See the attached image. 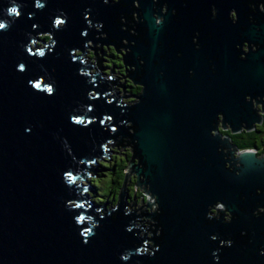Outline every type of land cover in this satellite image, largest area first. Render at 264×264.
I'll return each mask as SVG.
<instances>
[{
	"label": "water",
	"instance_id": "water-1",
	"mask_svg": "<svg viewBox=\"0 0 264 264\" xmlns=\"http://www.w3.org/2000/svg\"><path fill=\"white\" fill-rule=\"evenodd\" d=\"M260 2L0 0V264H264V212H255L264 208V157L242 152L235 162L228 137L212 133L219 112L232 132L261 121L252 109V98L264 103ZM41 33L50 41L33 52ZM102 45L122 54L137 95L113 92L125 88L113 69L101 76ZM86 48L94 65L79 60ZM109 140L131 156L115 207L92 206L83 192L93 189L75 180L86 181L84 169L96 177L90 162L108 157ZM132 173L153 212L135 215L136 198L126 205Z\"/></svg>",
	"mask_w": 264,
	"mask_h": 264
},
{
	"label": "rangeland",
	"instance_id": "rangeland-1",
	"mask_svg": "<svg viewBox=\"0 0 264 264\" xmlns=\"http://www.w3.org/2000/svg\"><path fill=\"white\" fill-rule=\"evenodd\" d=\"M133 17L134 18H136V13L135 12H133ZM60 24H62V23H60ZM58 25V24H57ZM45 34H47V33H41V34H37V39H39L40 41H42L43 43H41L40 41H38V40H35L34 41V43L32 42V41H30V45H29V47H30V50H32L33 52H35L34 51V49H38V48H42V47H44L43 49H45L46 48V44L49 42L48 40L46 41L45 39H43V38H45ZM100 36L101 37H104L105 36V34L103 33H100ZM122 41V44H125L126 43V40L125 39H122L121 40ZM90 46L91 48H94L93 47V45H92V42L91 41H88V42H86L85 43V46ZM95 47H98V49H100V44H95ZM108 48V49H107ZM103 52H105V56H102V59L104 60L103 62H101V66H102V68L104 69V70H102V71H100V73H103L101 76L102 77H104V78H110V70L111 69H113V73H112V77H119V78H121V79H119L118 81H117V83H119V84H123L124 83V81L126 82V83H129V81L131 82V83H133L132 82V80L129 78V77H125L126 76V73H125V66L124 65H122L121 66V69H119V65H115V61H113L114 59H112V57H111V52H113L114 54H118L117 53V51L115 50V48L113 47V45H102V49H101ZM118 50H120V52H125V50H124V48H118ZM85 54L84 55H82L80 58H79V60H81L83 63L84 62H86V65H88L89 63H90V65H94V60H96V56L94 55V50H91L90 48H86L85 49ZM81 55L82 54V51L81 50H79V49H77V50H73V55ZM96 54L98 55V57L99 58H101V53H100V50H97V52H96ZM119 55H120V57L122 58V54L121 53H119ZM113 56V55H112ZM120 58V59H121ZM118 60V59H117ZM116 69H115V68ZM128 66H126V68H127ZM127 70H128V68H127ZM96 72V69H89L88 70V74L89 75H91V74H94ZM84 73H87V70L86 71H84ZM125 77V78H124ZM127 80V81H126ZM133 85L136 87V85L137 84H134L133 83ZM117 87L118 86H116V85H113V92L114 91H117V92H119L118 93V96H122L123 94L124 95H130V94H128V93H126L125 91H123V89L121 88V87H119V90H116L117 89ZM122 89V90H121ZM141 91V90H140ZM138 89H137V92L134 94V95H136L137 93H139L140 92ZM136 100V97H132V96H130V97H127V98H119V101L122 103V104H129V103H131V102H133V101H135ZM109 118L108 117H106L105 119H104V121L106 122L107 120H108ZM128 125V124H127ZM109 142L110 143H108L107 144V142H106V147H104L105 148V150H104V152L108 155V157L107 156H103V155H101V157L98 159V158H95V163L94 162H90V166H94L96 169H97V167H99L100 166V163L101 162H103V160H104V162H110V163H112V160H113V158H114V156H120L122 159H123V165H124V168H123V171L126 169V167H127V164H128V160L130 159V157H128L127 155H130L131 156V154H130V151H131V146H129V145H125L124 146V148L122 147V146H120V145H118V146H113V148L111 147L112 145H114V144H116V143H119V141H116V140H109ZM88 171H90V170H88V169H84V172H88ZM92 172V171H91ZM98 172V171H97ZM93 173V172H92ZM124 174H126V172H124ZM89 176L88 177H86V178H84L86 181H84V180H81V179H77V180H75V183H77V182H79L82 186L83 185H85V186H88V183H90V187L93 189V187H92V183H91V181H90V179H92L93 177H92V174L90 175V174H88ZM129 178H131V182H133L134 181V184H135V182H136V180H137V178H136V174L135 173H132L131 175H130V177ZM124 179H125V176H124V178H123V180H122V184H123V182H124ZM132 179H134L133 181H132ZM131 184H130V180H128V182H127V185H126V187H125V191H127L128 189H126L128 186H130ZM122 187V185L120 186V188ZM138 190L140 191V190H143V188H141L140 189V187L139 186H136V190H135V192L137 191L138 192ZM119 191H120V189H119ZM134 192V193H135ZM85 193H86V196L87 197H89L90 199H89V201L91 202V204H92V206H100L101 204H98V202L96 201V200H94L95 199V196L93 195V191H91L90 189H88L87 191H85ZM136 194V193H135ZM134 194V195H135ZM97 198V197H96ZM133 198H135V197H131V199H130V197L128 196V198H127V203H126V205H130V204H132L133 203ZM118 199V198H117ZM135 200V208H134V205H132L131 206V210H134V211H136L137 210V208H141V206H143L144 205V203L143 202H145L146 200H149V201H152V199H151V197L149 196V195H147L146 196V198L144 199V201L142 202V199H141V197L139 198L138 197V199H134ZM116 203H117V201H116ZM87 204V203H86ZM108 204V203H107ZM115 204V203H114ZM116 205V204H115ZM87 206L89 207V205L87 204ZM217 207H220V205H216ZM113 207H115L114 205H112V207L111 208H113ZM129 208H130V206H126L125 207V210H129ZM146 207L145 206H143V210L145 209ZM155 208H156V206L154 207V206H152V207H150V208H146V210L148 211V212H153L154 210H155ZM151 209V210H150ZM141 220L143 221V220H145V221H147L148 223H151V224H153L154 222H152V221H150V219H145V218H141L140 219V222H141ZM140 222H138V221H136V222H134V224L135 225H138V226H140ZM145 225H147V224H145ZM138 226H136V228L138 227ZM147 233V236H149L150 234H149V232H146ZM141 236L143 235V231H141L140 233H139ZM146 244H151V241H146ZM149 249H147V251H148ZM146 251V250H145Z\"/></svg>",
	"mask_w": 264,
	"mask_h": 264
},
{
	"label": "flooded vegetation",
	"instance_id": "flooded-vegetation-1",
	"mask_svg": "<svg viewBox=\"0 0 264 264\" xmlns=\"http://www.w3.org/2000/svg\"><path fill=\"white\" fill-rule=\"evenodd\" d=\"M250 6H251L252 11L256 12L254 10V4L248 3V7H250ZM211 9H212V11H211L212 17H214L216 10L213 7H211ZM258 9L260 12H262V13L264 12V9H263L261 2L258 5ZM163 10H164V8H163ZM228 17H229V20H232V23H235L236 16H235L234 9L229 10ZM248 18H250L249 22H252V19H251L252 16L249 15ZM253 24H257L256 20H253ZM255 29L258 30L257 27ZM193 41L196 43V38H193ZM195 47L198 48L199 46L195 45ZM235 47L237 49H239L238 45H235ZM256 47L259 48V45H256ZM250 49H251V51L256 50L253 43H250ZM241 50L244 53L248 52L247 42L242 43ZM113 57H115L116 59H118L121 62V59H120L121 57H120L119 53L114 54ZM240 58L246 59L243 54H240ZM117 65H119V64H117ZM122 65H123L122 63H121V65H119V69H121ZM117 78H119V77L117 76ZM127 85L128 84L124 81V87H125L124 91L130 95H134L137 92V89L139 91L141 90L140 85L137 84L135 87L132 83L131 85L129 84L130 86L129 85L128 86L134 87L135 90H129L128 91ZM116 90H119V87H117ZM114 92H117V91H114ZM256 99L260 100L259 96H257ZM261 100L264 102V96H262ZM247 101L248 102L250 101V96H245V102H247ZM255 104H256L255 99L252 98V109H255V112H256L257 116H259L261 118V121H260V123H257V122L252 123L253 128H251L249 130H246L245 123H242L241 125L243 127L240 126V130L236 131V132H232L231 127H229V124L227 122H225V126L227 128H223L222 122H221L222 114L220 112L217 114V118H216V120L218 122L216 125L217 131L214 132V130H212V133H219L221 135V138L228 137L229 144L233 145L234 148L236 149V151H233V154H232L234 159L239 158V154L242 152H254V157L256 159H261L264 157V103H257L256 105ZM223 151L226 153L225 149H223ZM230 151H232V147H230ZM224 158L226 159V156H224ZM227 158L231 159L230 156H227ZM239 161H240V159L235 160V162H239ZM230 163H233V161H230ZM225 166L229 167V163L226 162ZM235 167H240V163H235ZM229 169L232 170L231 167H229ZM235 172L237 173L238 171H235ZM256 193H260L259 189H256ZM262 193H264V191H262ZM211 212H212V215H215V216L217 215L216 206L211 209ZM255 212L256 213L264 212V208L257 207ZM224 218H225V220H230L231 215L226 212L224 215Z\"/></svg>",
	"mask_w": 264,
	"mask_h": 264
},
{
	"label": "trees",
	"instance_id": "trees-1",
	"mask_svg": "<svg viewBox=\"0 0 264 264\" xmlns=\"http://www.w3.org/2000/svg\"><path fill=\"white\" fill-rule=\"evenodd\" d=\"M46 41H50V35L49 33L45 34L44 35ZM112 55H114L113 52H111ZM112 57V59H114L113 61H115V65L116 64H119L121 65L122 61L120 62L119 60H117L115 57ZM128 85L132 84L130 81L129 83H127ZM127 85V89L128 91L129 90H135L134 87H129ZM110 143L109 141H107V144ZM106 144V145H107ZM130 154H131V151H130ZM128 157H130V155H127ZM123 168H124V165H123V159L120 157V156H114L113 160H112V163L110 162H101L100 163V166L97 167V171L95 172L96 174V177H93L94 176V173H91L92 174V179H90L91 181V185L93 187V195L95 196V199L98 204H103L104 202H107L108 204L106 205L107 208H111L112 205L115 206L116 204V201H117V198H118V194H119V189H120V186L122 185V180L125 176L124 174V171H123ZM130 180V186H128L126 189H128V195L131 199V197H135L136 199H138V197L140 198L143 194V191L142 190H138V192L136 191L135 192V184H134V179H132L133 182H131V178H129ZM90 185V183H89ZM134 192L136 193L134 195ZM97 197V198H96ZM145 197V196H144ZM115 203V204H114ZM143 209L141 210H138L137 208V212L135 214H140V211H142ZM141 222H146L145 220H141ZM144 226H146L144 224Z\"/></svg>",
	"mask_w": 264,
	"mask_h": 264
},
{
	"label": "snow or ice",
	"instance_id": "snow-or-ice-1",
	"mask_svg": "<svg viewBox=\"0 0 264 264\" xmlns=\"http://www.w3.org/2000/svg\"><path fill=\"white\" fill-rule=\"evenodd\" d=\"M13 11H15V9H13ZM56 23H57V24H60V23H63V21H61V20H57V21H56ZM2 27H3V25H0V28H2ZM36 87H38V88H39V87H40V85H39V84H37V85H36ZM48 91H49V92H51V91H52V89H51V88H49V89H48ZM77 123H81V121H77ZM69 179H72V178H71V177H69ZM82 219H83V218H82ZM85 235H87V233H85Z\"/></svg>",
	"mask_w": 264,
	"mask_h": 264
},
{
	"label": "clouds",
	"instance_id": "clouds-1",
	"mask_svg": "<svg viewBox=\"0 0 264 264\" xmlns=\"http://www.w3.org/2000/svg\"><path fill=\"white\" fill-rule=\"evenodd\" d=\"M13 9H15V11H13ZM9 11H10L11 14H16L17 16L19 15V12H18L17 8H15V7L11 8ZM0 25H3L2 28L5 27V25H4L3 23H0ZM2 28H0V29H2ZM48 43H49V42H48ZM34 50H35V49H34ZM105 147H106V145H105ZM83 186H84V185H83ZM85 194H86V193H85Z\"/></svg>",
	"mask_w": 264,
	"mask_h": 264
},
{
	"label": "bare ground",
	"instance_id": "bare-ground-1",
	"mask_svg": "<svg viewBox=\"0 0 264 264\" xmlns=\"http://www.w3.org/2000/svg\"><path fill=\"white\" fill-rule=\"evenodd\" d=\"M135 13H136V12H135ZM84 46H85V45H84ZM93 47H94V46H93ZM123 48H124V47H123ZM124 49H125V48H124ZM126 49H127V48H126ZM84 51H85V50H84ZM96 52H97V51H96ZM100 71H102V70H100ZM110 93H111V92H110ZM94 94H95V93H94ZM94 94H93V95H94ZM111 94H112V93H111ZM85 170H86V169H85ZM89 172H90V171H89ZM89 172L86 173V175H88V174L91 173V172H90V173H89ZM90 175H91V174H90ZM84 178H86V177H84ZM151 203H152V201H151ZM154 205L156 206V204L154 203V204L151 205V207L154 206ZM155 206H154V207H155ZM134 208H135V207H134ZM142 208H143V207H142ZM142 208H141V209H142ZM141 209H138V210H141ZM136 212H137V211H136ZM136 212H135V213H136ZM135 215H136V214H135ZM141 218H145V217H141ZM141 218H140V219H141ZM145 219H146V218H145ZM147 219H150V218H147ZM147 219H146V220H147ZM150 221H152V220H150ZM152 222H154V221H152ZM144 224H147V223H144ZM144 224H143V225H144ZM147 225H148V224H147Z\"/></svg>",
	"mask_w": 264,
	"mask_h": 264
}]
</instances>
